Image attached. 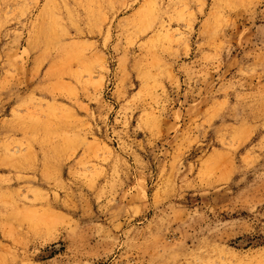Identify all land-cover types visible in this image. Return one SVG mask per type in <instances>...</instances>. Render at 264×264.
I'll use <instances>...</instances> for the list:
<instances>
[{
    "label": "rangeland",
    "instance_id": "obj_1",
    "mask_svg": "<svg viewBox=\"0 0 264 264\" xmlns=\"http://www.w3.org/2000/svg\"><path fill=\"white\" fill-rule=\"evenodd\" d=\"M0 264H264V0H0Z\"/></svg>",
    "mask_w": 264,
    "mask_h": 264
}]
</instances>
